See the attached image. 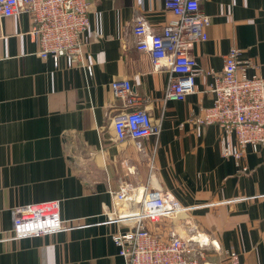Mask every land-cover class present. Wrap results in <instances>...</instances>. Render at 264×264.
I'll return each instance as SVG.
<instances>
[{
  "label": "crops",
  "instance_id": "0c3cea01",
  "mask_svg": "<svg viewBox=\"0 0 264 264\" xmlns=\"http://www.w3.org/2000/svg\"><path fill=\"white\" fill-rule=\"evenodd\" d=\"M201 10L210 17L208 39L194 45L196 90L184 101L165 99L169 71L137 50L132 31L138 19L155 33L174 20L164 0H90L84 64L92 75L43 60L27 14L0 19V264H125L113 235L126 229L107 222L123 181L170 192L190 208L174 221L181 236L236 251L241 264H264V147H245L238 165L222 155L237 144L234 134L196 126L232 47L251 62L249 76L264 77V0H205ZM117 81L131 85L138 109L160 129L139 147L117 139ZM50 201L60 202L63 220L80 223L6 239L13 209Z\"/></svg>",
  "mask_w": 264,
  "mask_h": 264
},
{
  "label": "built area",
  "instance_id": "2783aa9c",
  "mask_svg": "<svg viewBox=\"0 0 264 264\" xmlns=\"http://www.w3.org/2000/svg\"><path fill=\"white\" fill-rule=\"evenodd\" d=\"M204 1L164 0V9L175 18L160 32H153L144 19H138L132 27L137 50L150 55L156 67L165 66L169 71L166 100L184 101L196 90L197 62L192 52L196 43L208 39L210 26V17L201 10ZM22 14L30 18L29 35L37 43L38 55L43 60H51L56 68L64 60L67 67H85L89 75L93 74L92 67L84 64L90 0H0V19ZM240 57L241 51L232 47L225 57L223 73L216 77L211 89L214 103L202 109V116L196 120L198 131L215 124L235 135L237 144L224 145L222 155L233 157L238 165L245 147L255 151L264 147V77L249 76L252 64ZM111 89L123 106L112 117L119 141L131 139L139 147L142 139L159 134L160 129L147 110L138 109L141 98L128 82H113ZM112 195L114 209L107 222L126 229L113 235L125 264H241L236 251H222L199 235L181 236L179 226L172 228L165 238L152 232L150 225L164 219L178 221L190 211L170 192L123 181ZM12 215L8 240L56 234L80 223L61 218L59 201L17 207ZM188 225L185 220L183 226Z\"/></svg>",
  "mask_w": 264,
  "mask_h": 264
},
{
  "label": "rangeland",
  "instance_id": "374dc122",
  "mask_svg": "<svg viewBox=\"0 0 264 264\" xmlns=\"http://www.w3.org/2000/svg\"><path fill=\"white\" fill-rule=\"evenodd\" d=\"M178 220V218H177ZM174 221L176 219H164L159 224L156 225H150V228L153 229L152 232L155 233L158 236H161L163 238L168 237L170 235V232L172 228L174 227Z\"/></svg>",
  "mask_w": 264,
  "mask_h": 264
}]
</instances>
